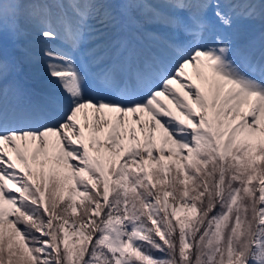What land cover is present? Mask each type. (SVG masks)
<instances>
[{"label":"snow or ice","instance_id":"snow-or-ice-1","mask_svg":"<svg viewBox=\"0 0 264 264\" xmlns=\"http://www.w3.org/2000/svg\"><path fill=\"white\" fill-rule=\"evenodd\" d=\"M0 264H264V0H0Z\"/></svg>","mask_w":264,"mask_h":264},{"label":"bare ground","instance_id":"bare-ground-1","mask_svg":"<svg viewBox=\"0 0 264 264\" xmlns=\"http://www.w3.org/2000/svg\"><path fill=\"white\" fill-rule=\"evenodd\" d=\"M254 31H255V34L258 35L259 29L257 28ZM56 46H60V42H57ZM188 71L191 73V69H189ZM43 72H44V65L41 63L32 70L31 75L33 76L34 79L40 80L42 79ZM81 120H82V117H81Z\"/></svg>","mask_w":264,"mask_h":264},{"label":"rangeland","instance_id":"rangeland-1","mask_svg":"<svg viewBox=\"0 0 264 264\" xmlns=\"http://www.w3.org/2000/svg\"><path fill=\"white\" fill-rule=\"evenodd\" d=\"M82 120H83V117H82ZM104 135H105V134H101V137H100V138L103 139V138H104Z\"/></svg>","mask_w":264,"mask_h":264}]
</instances>
